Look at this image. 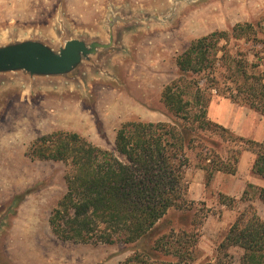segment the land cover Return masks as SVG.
Returning <instances> with one entry per match:
<instances>
[{
	"label": "rangeland",
	"instance_id": "1",
	"mask_svg": "<svg viewBox=\"0 0 264 264\" xmlns=\"http://www.w3.org/2000/svg\"><path fill=\"white\" fill-rule=\"evenodd\" d=\"M172 2L177 3L175 19L161 21ZM153 15L160 21L150 19ZM263 19L264 0H0V42L29 35L54 48L71 36L106 41L112 21L119 33L118 47L127 51L114 59L116 69L109 82L92 79V86L80 84L79 89L70 90L63 79L30 85L19 83L18 78L0 87V264H203L215 256L230 222L248 203L254 206L259 201V213L255 209L264 220L259 187L247 186L248 199L242 200L243 193L221 191L225 186L221 179L217 188L215 174L220 171L206 184L205 171L197 166L198 150H194L188 151L190 163L185 170L190 209L170 208L145 238L133 242L62 240L52 232L48 218L66 192L70 163L39 159L29 152L34 141L55 131L76 132L114 152L116 131L125 122H170L161 93L166 84L181 79L176 57L192 40L215 30L229 32L237 23L260 21L257 35L264 41ZM263 47L250 39H222L213 68L189 73L181 82L184 99L191 102L188 113L199 114L206 106L209 120L250 139L240 131L246 124L261 128L260 113L231 102L233 110L225 111L224 125L210 116L209 107L224 99L230 103L224 97L227 87L233 86L226 56L247 64L249 75H258L264 71ZM197 81L199 88L194 85ZM194 131L219 143L215 151L222 157L240 147L211 130ZM242 172L247 173L245 168ZM161 237L163 248L152 249ZM176 250L183 262L174 254ZM242 252L239 245L229 248L232 264H244Z\"/></svg>",
	"mask_w": 264,
	"mask_h": 264
},
{
	"label": "trees",
	"instance_id": "2",
	"mask_svg": "<svg viewBox=\"0 0 264 264\" xmlns=\"http://www.w3.org/2000/svg\"><path fill=\"white\" fill-rule=\"evenodd\" d=\"M261 25L260 21L237 23L229 32L215 30L192 40L176 57L181 79L166 84L161 93L171 121L125 122L116 131L114 152L89 143L76 132L55 131L31 144L29 152L39 159L70 163L71 173L65 176L66 192L48 218L58 238L94 244L133 242L145 238L170 208L190 209L185 199L188 151L198 150L197 166L205 171L206 184L215 172L234 174L243 150L254 154L251 170L264 179V138L245 139L212 122L206 115V106L199 114L191 115L187 111L191 102L184 99L185 88L181 85L187 74L213 68L222 39L244 38L264 46L257 35ZM226 57L222 54L233 86L227 87L224 97L264 117V71L249 75L247 64ZM194 85L199 88L198 81ZM193 123L196 125L188 126ZM195 129L211 130L236 146L240 143V147L222 157L215 151L219 143L195 133ZM247 193L243 192L242 200L248 199ZM258 198L264 204V188L258 189ZM162 238L154 242L152 249L163 248ZM234 245L243 250L242 263L264 264V220L251 203L238 213L217 245L215 256L203 264H232L229 248ZM179 252L174 254L183 262Z\"/></svg>",
	"mask_w": 264,
	"mask_h": 264
},
{
	"label": "water",
	"instance_id": "3",
	"mask_svg": "<svg viewBox=\"0 0 264 264\" xmlns=\"http://www.w3.org/2000/svg\"><path fill=\"white\" fill-rule=\"evenodd\" d=\"M177 9V3L172 2L169 13L161 21L172 19ZM117 18H120L117 16ZM121 21L123 20L120 18ZM150 19H157L153 15ZM115 24L108 23V38L106 41L98 39L87 40L82 37L71 36L54 48L48 42L37 36L24 38L10 37L0 42V74L24 73L29 78L25 82L32 84L35 81H52L58 79H74L86 62L115 49ZM94 61V60H93ZM31 79V80H30ZM10 80V79H9ZM33 81V82H32Z\"/></svg>",
	"mask_w": 264,
	"mask_h": 264
},
{
	"label": "crops",
	"instance_id": "4",
	"mask_svg": "<svg viewBox=\"0 0 264 264\" xmlns=\"http://www.w3.org/2000/svg\"><path fill=\"white\" fill-rule=\"evenodd\" d=\"M174 19L175 17L173 16L172 20ZM169 22L170 21H167L166 23H169ZM161 26H164V25H161ZM115 39L116 41L117 39H119V33L115 35ZM115 46H116L115 49H112L105 54H102L99 56L96 54V57L93 59L94 61L92 60V62L91 61L86 62L85 65L82 67L81 71L75 76V80L63 77L65 84L69 86L68 88L70 90H74L75 88L79 89L80 84L92 86L93 85L92 79H95V80L103 79L109 82L112 76V71L116 69V67L112 66L114 59L119 56H125L127 52L124 49L119 48L116 42H115ZM26 76L27 75H25L22 72L17 73V74L12 73V75L7 74V73H1L0 74V87L3 84L15 83L18 81L16 80L18 78L20 79L19 83L20 82L24 83L25 82L24 78H26ZM27 78L29 77L27 76ZM0 94H1V91H0ZM231 102L232 101H230L229 103L227 99L226 100L224 99L219 102H213V104H211L209 107L210 116L214 120L220 122L221 124L226 125L225 123L228 117L225 115V111L230 108L231 110H233L232 107H230ZM262 118L264 117L262 116ZM232 128L234 127L232 126ZM240 133L241 135L247 138H250L252 140L261 141L264 138V123L262 124V127L259 129L249 128V124H246L245 127L241 129ZM253 160H254V154L250 150H243V152L241 153L239 157V161L237 163V170L234 174H227V173H222V172L221 174L220 173L215 174V178H217V181H216L217 188L220 187L218 186L219 185L218 182H220V179L222 180V182L225 183V186L220 189L226 194H232V195L242 194L245 188L247 187V184H254L258 186L259 188H264V179L260 177L259 175H256L255 173H253L251 170ZM244 168L247 171L246 174H243L242 172ZM201 176H202V173H199V180ZM258 202L259 201L255 202L254 206L256 205L255 208L258 210V213H259L260 206ZM263 207H264V204H263ZM231 222L229 225H231Z\"/></svg>",
	"mask_w": 264,
	"mask_h": 264
}]
</instances>
